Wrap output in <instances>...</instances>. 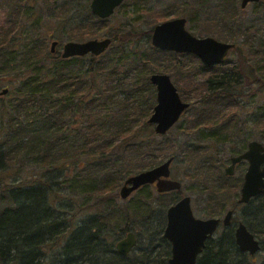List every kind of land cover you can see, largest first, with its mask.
<instances>
[{
	"label": "trees",
	"instance_id": "trees-1",
	"mask_svg": "<svg viewBox=\"0 0 264 264\" xmlns=\"http://www.w3.org/2000/svg\"><path fill=\"white\" fill-rule=\"evenodd\" d=\"M6 2L15 17L0 35V88L4 84L14 87L5 97L0 96V170L14 173L17 180L0 191V264H42V251L49 243L61 245L53 264H167L170 248L162 237L163 214L180 198V192L177 199L173 193H156L163 221L155 228L150 227L152 208L148 205L153 194H142L149 185L135 191L124 208L109 202L107 196L114 197L112 193L126 178L166 159L174 162V151L162 148L158 139L164 137L147 124L155 105L149 77L165 73L172 81L186 76L191 87L185 91L194 95L200 108L210 107L215 113L208 120L197 117L192 123L196 131L200 129L201 140L216 144L224 139L231 144L248 132L242 149L231 146L229 150L230 157L242 154L247 142L256 139L264 143V32L257 39V27L252 19L243 18L234 0H189L183 11H173V16L183 17L187 23L197 19L196 15L204 16L218 28V36L220 32L224 41L234 45L228 55L233 54L236 63L225 59L208 68L195 56L152 47L150 54H126L123 47L132 35L122 30L109 37L112 44L107 50L119 45L113 55L106 50L95 58L62 60L58 48L54 54L47 51L49 36L39 22L43 6L51 7L55 20H67L68 40L82 42L85 38L80 31L88 28L90 33L97 25L82 15L83 21L73 17L70 22L66 0L58 8L53 5L57 0ZM263 4L264 0H259L252 5L258 10ZM54 12H59L58 16ZM91 16L89 10L87 18L92 20ZM94 18L100 24L106 21ZM151 33L145 35L147 40ZM178 57L195 60V73L210 74L195 82L192 64L179 65ZM186 149L187 167L209 194L212 208L207 218L220 217L228 205L234 210L242 181L225 176L222 168L229 165L230 157H214L210 148L203 146ZM27 164L36 166L30 176ZM53 185L65 187L89 209L104 204L99 210L106 217L93 214L73 228L67 212L52 209L49 196ZM238 222L259 240L260 251L253 257L241 253L235 244ZM116 228L122 236L128 232L135 236L136 246L126 257L115 251L116 242L123 238L115 240ZM196 264H264V196L250 200L234 215L231 227L207 241Z\"/></svg>",
	"mask_w": 264,
	"mask_h": 264
},
{
	"label": "rangeland",
	"instance_id": "rangeland-1",
	"mask_svg": "<svg viewBox=\"0 0 264 264\" xmlns=\"http://www.w3.org/2000/svg\"><path fill=\"white\" fill-rule=\"evenodd\" d=\"M70 3V6L68 8V18L70 17L72 22L73 17L79 18L81 21L84 19L90 20L91 22L95 23L97 27L94 28V30L91 28L90 33H88L87 29L84 28L80 33H84V40L78 41L74 40V42L78 43H84V41L88 40H101L109 38L110 36H113L116 32H119L120 30L124 32H130L132 35V38L128 40V42L124 45V53L128 54L131 53H144V54H150L151 52V43H150V37L147 40L146 34L147 32H151L152 28L156 25H160V23L165 21H171L172 19L177 18H183V17H174L173 11H178V13H181L183 11V6L185 2L189 0H124L122 5H120L118 8L115 9L114 14L108 18L105 19V23L100 24L98 21L95 20V16L92 14V20L91 18H87L88 11H89V5L91 3V0H66ZM64 0H57V2L54 5V8L60 7L61 3H63ZM240 0H234V3L236 4L237 8L240 9ZM209 3H212L209 1ZM43 12H41V20H39L41 26L43 27L46 34H48V42H47V51L50 50L51 42L56 41L58 42V52H62V46L66 42H73L71 40H68V34L66 32L70 29L66 27V19H57L53 17L52 12L50 11V8H47L46 6H43ZM88 10V11H87ZM258 11H261L257 14ZM91 12V11H90ZM243 12V18L250 20L252 19L253 25H255V28L257 27L258 30V36L259 34L264 32V4L260 5V8L257 10L253 7L252 4L248 5L245 10H242ZM59 12L56 14L54 12L55 16H58ZM66 14V13H65ZM64 15V14H63ZM80 15L83 16L84 19L79 17ZM87 15V16H86ZM62 16V15H61ZM159 16H165L168 18L165 21H160ZM15 17V14L13 12V8L10 11L8 3L0 0V35L4 33L7 30L8 22L10 19H13ZM197 19L193 20L192 22L187 23L185 25L186 30L194 37L198 39H204V37H210L213 39H217L218 41L224 42V43H231L229 40L224 41L223 36H221L220 32L219 36L217 33L218 28L213 26L211 22H208L205 20L204 16L196 15ZM57 18V17H56ZM94 18V19H93ZM157 19V20H156ZM89 21V22H90ZM156 22V24L154 23ZM75 24V22L73 23ZM72 24V25H73ZM43 32V30H42ZM78 33V32H77ZM78 33V34H80ZM93 34L94 36L91 37L90 34ZM207 33V34H206ZM1 37V36H0ZM87 37V38H86ZM223 40H221V39ZM112 44V43H111ZM119 45H112L109 50H107L106 54L113 55L115 50L117 49ZM153 48V47H152ZM175 54V53H174ZM187 55V54H186ZM189 58L183 57V59L178 57L179 65L183 64V62H186L187 64H192L190 66V72L194 74L195 69H198L197 63L194 60H188ZM198 60V59H197ZM226 60L228 62L236 63L235 56L233 54H230L226 57ZM193 61V62H192ZM144 69V68H143ZM221 68H218L214 72H217ZM210 72H206L203 74V76L199 75L198 73H195V76L193 77L195 82L203 81ZM130 75V74H129ZM189 79L186 78V76H179V77H173L172 83L175 84L178 92L182 91V94L184 98L181 97V100L183 102H187L191 105V107L182 115L180 120L175 124L174 127L164 136V138L158 139V142H160V145L162 148H167L169 150H173L172 157L174 158V162L170 166V177L172 180H175L177 182L181 183V190L179 191L181 196L180 197H190V204L192 206V213L196 218L199 219H209L207 218V212L210 207L209 203V197L208 192L205 191L204 187L201 185L197 179L193 176V171H191L187 166L185 156L187 152V146H203L206 148H210L211 154L215 157L216 155L220 157H227L229 159V150L231 149V146L233 147V150H239L242 149V144L244 143V140L247 137L248 132H242L243 138L242 139H235L231 144L228 143V140L220 139L219 143H212V142H205L201 140V136L199 134V130H195L194 127H192V123L195 122L197 117L200 119L206 118L208 120V117H212L215 113H212L211 108L207 107L205 109L200 108L196 104V100L193 94L187 93V89L191 87V83H189ZM14 87L13 85L4 84L0 88V92L2 89H6L7 91L12 90ZM180 90H179V89ZM187 92H186V91ZM155 94V89H153ZM185 91V92H184ZM181 92H179L180 94ZM9 94V92H8ZM7 94V95H8ZM156 97V95H154ZM5 97V96H1ZM185 99V101H184ZM251 102H254L251 101ZM133 105V104H131ZM215 111L218 109L216 106L213 108ZM213 110V111H214ZM217 110V111H218ZM206 123V122H204ZM151 131H153V127H149ZM202 130V129H201ZM245 130V129H243ZM209 130L204 131L205 134L208 133ZM256 140V139H253ZM264 145L259 140H256ZM248 143V142H247ZM247 143L245 144V147H247ZM214 144V145H213ZM164 161V160H163ZM162 161V162H163ZM228 164L223 166V172L224 168ZM28 170L26 173L28 176L31 175V172H35V167L32 166V164L26 165ZM235 172L232 177H227L228 179H231L232 181H243L242 177L243 174L246 171V163L243 162L242 164L238 165V167L235 168ZM37 171V170H36ZM39 171V170H38ZM25 172L21 174V177L24 178ZM125 179V178H124ZM2 180V181H1ZM17 180V177L14 173L0 170V191H3L4 188L13 185V183ZM57 181V180H54ZM121 184H123L121 182ZM120 184V185H121ZM53 192L49 196L50 203L52 205V209L55 211H60L61 213H66V217L68 220H71L72 227L74 228L75 225H80L82 220L84 218L91 216L94 214L97 216H102L105 214H102V212L99 210V208H102L104 204L98 205L99 208H93L89 209L83 205V201L81 198H76V196H73L70 191H68L65 187L60 185H53ZM121 188V186H120ZM118 188L115 192H113V196H109V202L113 203L120 207L124 208L126 207V204L130 199H132L134 196L129 197L126 200H121L118 196L119 189ZM148 189V188H147ZM150 191L152 195V200L149 201L148 205L152 208L151 210V224L150 227L155 228L158 227V223L160 222L162 224V205L160 204V201L156 198V191L155 188L150 186L149 190L142 191V194H145L146 192ZM179 194V195H180ZM155 195V196H154ZM239 195V192H238ZM174 198H178L177 193H173ZM238 197V196H237ZM179 199V198H178ZM164 202V200H162ZM96 204V202H94ZM228 209H232L231 206L228 205L225 206L224 212ZM242 208L237 209L236 214H239ZM167 209H165L166 211ZM104 211L109 213L108 207H104ZM217 212L221 214V211L217 209ZM223 212V214H224ZM102 214V215H100ZM223 214L220 216L222 217ZM165 215V214H163ZM106 217V216H105ZM165 218V217H164ZM153 221V222H152ZM165 224V223H164ZM127 226H130L127 224ZM117 229V228H116ZM220 231V230H219ZM118 234V235H117ZM117 235V236H116ZM116 241L121 239L122 237H125V234L122 236L120 234L119 229H117L116 234ZM114 236H110L111 238H114ZM121 237V238H118ZM122 238V239H123ZM113 241V239H111ZM115 241V242H116ZM61 248L60 244H54L49 243V246L45 247L42 251V254H44L42 258V264H53V261L56 259V257L59 255V250Z\"/></svg>",
	"mask_w": 264,
	"mask_h": 264
},
{
	"label": "water",
	"instance_id": "water-1",
	"mask_svg": "<svg viewBox=\"0 0 264 264\" xmlns=\"http://www.w3.org/2000/svg\"><path fill=\"white\" fill-rule=\"evenodd\" d=\"M259 0H240L241 10L250 4H257ZM124 0H91L89 10L91 14L101 21L110 18L115 9ZM185 18L165 21L152 28L150 36L151 46L158 50L179 55L187 54L195 56L205 67L212 68L225 61L227 55L234 50L232 43H224L210 37L198 39L192 36L185 28ZM50 54H54L58 42L52 41ZM111 40L95 39L78 42H66L62 46L61 59L74 57L101 56L110 47ZM149 83L155 88V105L147 124L153 126L154 133L164 137L172 127L179 121L182 115L190 107L187 102L181 100L176 86L172 83L169 75L151 74ZM9 91L2 89L0 96H5ZM247 149L242 154L231 156L229 165L225 168V175L232 177L234 167L246 162V171L243 175V182L239 189V205L248 204L256 196H264V145L253 140L247 143ZM172 158L166 159L155 168L144 170L128 177L123 181L118 196L121 200L128 199L131 194L145 185H154L158 194L167 192L178 193L181 183L170 179V166ZM222 219H199L192 213L190 197L179 199L175 205L168 207L165 216L166 224L163 238L170 244L171 254L168 264H196L197 257L203 253L205 242L213 237V233L220 225L231 226L234 217L232 210L225 212ZM235 244L243 254L254 256L260 251L259 241L251 234L243 223H238L234 231ZM136 246V239L132 232L126 233L125 237L115 244V251L126 257Z\"/></svg>",
	"mask_w": 264,
	"mask_h": 264
},
{
	"label": "flooded vegetation",
	"instance_id": "flooded-vegetation-1",
	"mask_svg": "<svg viewBox=\"0 0 264 264\" xmlns=\"http://www.w3.org/2000/svg\"><path fill=\"white\" fill-rule=\"evenodd\" d=\"M150 78V77H149ZM150 84V83H149ZM155 89V88H154ZM189 104V103H188ZM180 120V119H179ZM175 126V125H174ZM173 126V127H174ZM153 127V126H152ZM154 129V128H153ZM153 132H154V130H153ZM251 142V141H250ZM249 143V142H248ZM247 149V148H246ZM240 155V154H239ZM237 156V155H236ZM244 162V161H243ZM243 162H241V163H239V164H237L235 167H234V172H235V168L236 167H238V165H240V164H242ZM246 163V162H245ZM246 166H247V163H246ZM226 168V167H225ZM244 175V174H243ZM226 176V175H225ZM233 176V175H232ZM227 177V176H226ZM170 179H171V177H169ZM242 179H243V177H242ZM243 182V181H242ZM242 185V184H241ZM152 187H154L155 188V186L154 185H151ZM241 187V186H240ZM240 189V188H239ZM181 190V189H180ZM179 190V191H180ZM178 191V192H179ZM239 191V190H238ZM240 192V191H239ZM167 193H173V192H167ZM134 194V193H133ZM181 198H183V197H180L179 199H181ZM238 198H239V195H238ZM179 199H177V201L175 202V203H177L178 201H179ZM255 199V198H254ZM237 200L238 199H236V202H237ZM252 200V199H251ZM175 203L173 204V205H175ZM245 205H247V204H244V205H239L238 204V202H237V206H235L234 207V210L233 209H228V210H232L233 211V213H234V215L236 214V212H237V209H240V208H242V207H244ZM170 207V206H169ZM191 208H192V206H191ZM228 210H226V211H228ZM167 211V210H166ZM166 211H165V213H166ZM225 211V212H226ZM224 212V214H223V216L226 214ZM165 216V215H164ZM223 216L222 217H213V218H219V219H222L223 218ZM209 219H211V218H209ZM238 223H241V222H238ZM165 224H166V216H165ZM165 224H164V228H163V231H162V237H163V232H164V229H165ZM238 225V224H237ZM236 225V226H237ZM229 227H231V226H229ZM229 227H223V225H220L219 227H218V229L213 233V237L210 239V240H213V239H215V238H217L218 236H220L222 233H223V231H224V229H226V228H229ZM247 228V227H246ZM220 230V231H219ZM248 230V229H247ZM235 231V230H234ZM234 235V234H233ZM235 236V235H234ZM256 238V237H255ZM165 239V238H164ZM257 240H258V238H256ZM166 240V239H165ZM210 240H207V241H210ZM206 241V242H207ZM259 241V240H258ZM166 242H167V240H166ZM205 242V243H206ZM117 243V242H116ZM168 243V242H167ZM168 246H169V248H170V244L168 243ZM170 254H171V248H170ZM245 255H248V254H245ZM255 256V255H254ZM199 257H200V255L197 257V260L199 259ZM253 257V256H252ZM170 258V257H169ZM169 261V260H168ZM196 263H197V261H196ZM167 264H168V262H167Z\"/></svg>",
	"mask_w": 264,
	"mask_h": 264
}]
</instances>
